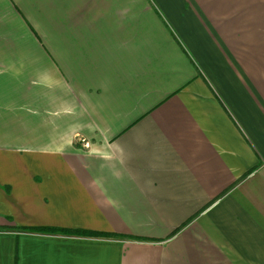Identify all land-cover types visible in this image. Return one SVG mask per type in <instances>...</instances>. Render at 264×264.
Here are the masks:
<instances>
[{
  "label": "crops",
  "instance_id": "obj_1",
  "mask_svg": "<svg viewBox=\"0 0 264 264\" xmlns=\"http://www.w3.org/2000/svg\"><path fill=\"white\" fill-rule=\"evenodd\" d=\"M0 264H264V0H0Z\"/></svg>",
  "mask_w": 264,
  "mask_h": 264
},
{
  "label": "trees",
  "instance_id": "obj_2",
  "mask_svg": "<svg viewBox=\"0 0 264 264\" xmlns=\"http://www.w3.org/2000/svg\"><path fill=\"white\" fill-rule=\"evenodd\" d=\"M42 229H45V228H39L38 230H42ZM50 229V228H49ZM52 230V229H51Z\"/></svg>",
  "mask_w": 264,
  "mask_h": 264
}]
</instances>
